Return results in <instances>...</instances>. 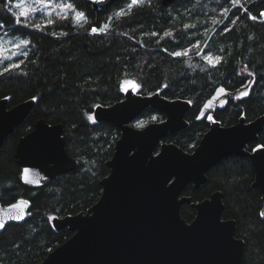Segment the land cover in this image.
<instances>
[{
    "label": "trees",
    "instance_id": "trees-1",
    "mask_svg": "<svg viewBox=\"0 0 264 264\" xmlns=\"http://www.w3.org/2000/svg\"><path fill=\"white\" fill-rule=\"evenodd\" d=\"M47 1L48 10H36L17 24L15 9L6 7L10 0H0V34L29 41L10 59L0 55V98H7L8 107L35 100L0 146V204L18 198L29 202L24 220L7 223L0 230V264L41 261L70 235L66 227L56 230L52 217L85 210L98 199L99 181L109 172L105 160L112 154L119 130L110 122L89 120V115L96 105L123 97V79L134 80L141 94L158 91L166 98L190 100L189 124L163 138L187 151L208 127L207 121L193 117L218 88L236 92L214 114L222 124L240 115L250 120L264 114V0H173L167 4L150 0V5L143 0L130 9L131 0H117L97 14L83 0ZM61 2L71 3L74 11L68 12L67 19L56 12L49 16ZM121 10L125 14L116 16ZM75 11L83 12L85 20L74 21ZM49 19L53 23L47 24ZM104 24L108 25L105 32L90 31ZM185 24L193 27L186 29ZM166 31L170 35L165 36ZM152 32L158 35L151 36ZM186 49H190L186 56L172 55ZM19 61L23 63L18 68L3 72ZM159 116L162 113L147 107L140 118ZM39 117L62 124L64 146L77 159V166L44 185L29 187L18 178L15 144ZM257 144L264 145V126L247 148ZM253 176L249 159L231 154L210 166L198 187L187 183L182 191L192 201L216 189L222 192V218L235 220L234 235L244 241L240 264H264V215L260 191L251 186ZM180 213L188 220L194 208L184 203Z\"/></svg>",
    "mask_w": 264,
    "mask_h": 264
},
{
    "label": "water",
    "instance_id": "water-1",
    "mask_svg": "<svg viewBox=\"0 0 264 264\" xmlns=\"http://www.w3.org/2000/svg\"><path fill=\"white\" fill-rule=\"evenodd\" d=\"M115 1L83 0L95 14ZM34 102L28 98L8 107L7 98H0V146ZM189 106L186 99L166 98L158 91L142 95L127 89L122 99L94 107L96 121L110 122L120 130L112 155L105 160L109 172L99 181L101 193L94 203L85 210L52 217L53 227H66L71 236L35 264H240L244 241L234 235L235 220L222 218L221 191L200 201H191L181 192L187 183L198 187L210 166L236 154L253 165L251 186L260 191V211L264 212V146L246 148L262 130L264 114L249 121L240 116L226 126L212 123L191 152L172 142L159 143L167 133L187 125L184 113ZM146 107L165 118L142 128L130 125ZM14 154L18 178L29 187L44 185L77 166V159L64 146L62 124L42 117L18 138ZM184 203L195 209L190 222L180 213ZM28 209V201L22 198L0 205V223L22 221Z\"/></svg>",
    "mask_w": 264,
    "mask_h": 264
},
{
    "label": "snow or ice",
    "instance_id": "snow-or-ice-1",
    "mask_svg": "<svg viewBox=\"0 0 264 264\" xmlns=\"http://www.w3.org/2000/svg\"><path fill=\"white\" fill-rule=\"evenodd\" d=\"M143 0H131V4L128 5L129 9L134 6V5H137L138 3H142ZM147 2L149 3L150 5V0H147ZM6 7L9 8V10L11 11V6L10 5H6ZM16 8L20 9V12H19V15H16L15 13H13V16L15 17V22L17 24H20L21 23V17L25 18V19H28L29 16H30V6H25L23 3H17L15 5ZM46 7V5H45ZM57 7L59 8V10L57 11ZM57 7H53L51 11L48 12V15L51 16L52 12H56V15L61 17L62 19H67L68 18V12L70 11H74L73 9V5L71 3H63L61 2ZM31 11H35V8H31ZM225 11H227V9H225ZM63 14V15H61ZM125 12L123 10L121 11H118L115 13L116 16H122L124 15ZM252 19H255V17H251ZM73 20L74 21H81V20H85V14L83 12H79V11H75L74 12V15H73ZM47 24H51L53 23V21L51 19H49L47 22ZM233 23H235V21H233ZM27 26V25H25ZM34 27L36 29H40L41 28V25L40 24H35ZM189 27H193V26H190V25H187L185 24L184 25V28H189ZM108 28V25L107 24H104L102 26H100L99 28L93 26L90 31L92 33H97V32H105L106 29ZM225 31H228V29H225ZM61 35H66V33H61ZM151 36H157L158 33L157 32H152L150 34ZM165 36H168L170 35L169 32H165L164 33ZM3 43H8L11 45L12 48H16V49H20L24 46H27L29 44V41L28 40H20L18 43L14 42V41H7V42H4L3 41V38H0V50H6L3 48ZM198 47V45H196ZM190 51V49H186L184 51H175L174 53H172V55L174 56H181V55H188V52ZM16 53H13V55H15ZM23 55H27V53H23ZM10 59V57H9ZM205 59L207 60L208 57H205ZM23 63V61H19L18 63H15V64H9L8 67H5L3 69V72H8L10 68H18L20 66V64ZM130 87L132 90H135L136 88L139 87V85H137L135 82H130ZM124 90H127V89H124ZM218 91L220 92H223V89H219ZM246 94V93H245ZM92 117L89 116V120H91ZM209 119H211V117H209ZM138 127L140 125H137ZM28 172V169H25L24 170V173H27ZM12 207H16V205H12ZM261 215H264V212L261 213ZM4 225L2 223H0V228H2Z\"/></svg>",
    "mask_w": 264,
    "mask_h": 264
},
{
    "label": "flooded vegetation",
    "instance_id": "flooded-vegetation-1",
    "mask_svg": "<svg viewBox=\"0 0 264 264\" xmlns=\"http://www.w3.org/2000/svg\"><path fill=\"white\" fill-rule=\"evenodd\" d=\"M219 89H221V88H218V89H216L213 93H212V95H210V97H208L199 107H198V111L196 112V114L194 115V119H204L205 121H207L208 122V127L206 128V130H204L203 131V133L201 134V136L199 137V139H198V141H197V143H195L194 145H193V147L190 149V150H185V151H187V152H191L192 150H193V148L198 144V142H199V140H200V138L203 136V134L210 128V126L212 125V123H218V124H220V125H223V126H226V125H230V124H232V123H234V122H236L238 119H239V117L240 116H243V115H240L239 117H238V119L236 120V121H234V122H232V123H230V124H222L221 123V121L220 120H218L217 118H215V116H214V114H215V112H216V110L217 109H221V108H224L227 104H228V101H229V99L233 96V95H231V92L230 91H227V90H225V89H223V92H220V91H218ZM124 92L125 91H123V96H124ZM134 92H136V93H139V92H137V91H134ZM235 93V95H236V92H234ZM139 94H141V93H139ZM151 94V93H150ZM142 95H144V94H142ZM123 98V97H122ZM121 98V99H122ZM171 99V98H170ZM183 99V98H182ZM187 100V99H186ZM189 101V103H190V106H189V108L186 110V112L184 113V118L186 119V121H187V125L189 124V119H187V114H188V110L190 109V107H191V102H190V100H188ZM147 108V107H146ZM145 108V109H146ZM144 109V110H145ZM153 109V108H152ZM143 110V111H144ZM155 110V109H154ZM143 111L141 112V113H139L136 117H134L130 122H129V124L130 125H132L133 127H136V128H142L144 125H146L147 123H149V122H154V121H161V120H163L164 118H165V115L162 113V112H160V111H158V110H155V111H158V112H160V113H162V116H159V118L158 119H152V120H145V119H141L140 118V116H141V114L143 113ZM209 117H211V119H209ZM253 119V118H252ZM252 119H250V120H252ZM245 120L246 121H249V120H247L246 118H245ZM137 123H141V124H137ZM137 125H140L139 127L137 126ZM186 125V126H187ZM185 126V127H186ZM116 127V126H115ZM117 128V127H116ZM32 129V128H31ZM118 129V128H117ZM182 129V128H181ZM119 130V129H118ZM29 131V130H28ZM27 131V132H28ZM176 131H178V130H176ZM176 131H174V132H176ZM174 132H171V133H174ZM25 134V133H24ZM119 134H120V130H119ZM168 134V133H167ZM166 134V135H167ZM23 135V134H22ZM165 135V136H166ZM165 136H163L161 139H160V142L159 143H161V142H172V141H166V140H163V138L165 137ZM20 137V136H19ZM18 137V138H19ZM118 137H119V135H118ZM117 137V138H118ZM116 138V139H117ZM18 140V139H17ZM255 140V139H254ZM17 142V141H16ZM250 142H252V141H250ZM250 142H248V143H250ZM115 143V142H114ZM172 143H174V142H172ZM248 143L246 144V148H247V145H248ZM176 144V143H175ZM16 145V144H15ZM177 145V144H176ZM114 146V145H113ZM178 146V145H177ZM259 146H264V145H260V144H257V145H254V146H252L250 149H248V150H253L254 148H256V147H259ZM180 147V146H179ZM157 149H158V147L156 148V150L155 151H157ZM183 149V148H182ZM184 150V149H183ZM113 152V151H112ZM112 155V154H111ZM250 161V160H249ZM252 164V163H251ZM252 167H253V165H252ZM208 170V169H207ZM253 172H254V170H253ZM19 173V172H18ZM207 178V177H206ZM253 178H254V176H253ZM21 182V181H20ZM192 184V183H191ZM193 186V185H192ZM217 190V189H216ZM183 191V190H182ZM213 191H215V190H213ZM213 191H211V192H213ZM220 191V190H219ZM210 192V193H211ZM209 193V194H210ZM222 193V192H221ZM181 194H183V195H186V194H184V193H182L181 192ZM189 196V195H188ZM209 195H207V196H204L203 198H205V197H208ZM202 198V199H203ZM18 199H21V198H18ZM18 199H16V200H18ZM22 199H24V198H22ZM202 199H200V200H202ZM27 200V199H26ZM200 200H197V201H200ZM15 201V200H14ZM28 201V200H27ZM192 201V200H191ZM13 202V201H12ZM10 203V202H9ZM29 203V202H28ZM8 204V203H7ZM0 205H6V204H0ZM194 215H195V209H194ZM194 215H193V217H194ZM182 216V215H181ZM183 217V216H182ZM193 217L192 218H190V219H188V220H186L187 222H190L192 219H193ZM71 236V232H70V235L68 236V237H70ZM67 237V238H68ZM66 238V239H67ZM65 239V240H66ZM241 262V261H240Z\"/></svg>",
    "mask_w": 264,
    "mask_h": 264
},
{
    "label": "rangeland",
    "instance_id": "rangeland-1",
    "mask_svg": "<svg viewBox=\"0 0 264 264\" xmlns=\"http://www.w3.org/2000/svg\"><path fill=\"white\" fill-rule=\"evenodd\" d=\"M17 3H23L25 6H30V14H32L34 12V11H31V8H35V11L39 10V9L48 10V1L47 0H10L11 8L15 9L17 15H19V12H20V9L15 7V5ZM45 5H46V7H45ZM261 15H262V18L264 19V11L261 13ZM0 38H3L4 42L14 41V42L18 43L21 40V39H13V38L11 39V38H8L2 34H0ZM3 48L6 50H0V55L4 56V57H10L11 58V57H13V53H19V49L12 48L11 45L8 43H3ZM210 60L211 61H209V62H214L212 58H210ZM130 82H135V81L132 79H128V78L123 79L121 81V89L123 91H126L124 89H131ZM137 89L138 88H136L133 91H136ZM89 116L92 117V115H89ZM137 124H141V123H137Z\"/></svg>",
    "mask_w": 264,
    "mask_h": 264
}]
</instances>
